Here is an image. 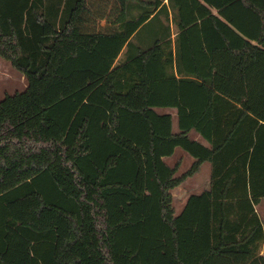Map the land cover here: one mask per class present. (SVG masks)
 Masks as SVG:
<instances>
[{
  "label": "trees",
  "instance_id": "obj_1",
  "mask_svg": "<svg viewBox=\"0 0 264 264\" xmlns=\"http://www.w3.org/2000/svg\"><path fill=\"white\" fill-rule=\"evenodd\" d=\"M115 1L0 0V264H264V0Z\"/></svg>",
  "mask_w": 264,
  "mask_h": 264
},
{
  "label": "rangeland",
  "instance_id": "obj_2",
  "mask_svg": "<svg viewBox=\"0 0 264 264\" xmlns=\"http://www.w3.org/2000/svg\"><path fill=\"white\" fill-rule=\"evenodd\" d=\"M26 87H27V81L25 79V76L19 71H17L9 61L4 59L0 55V100H2L5 97V95L21 92L25 90ZM175 158L176 159L181 158V160H184L182 172L186 171L191 166L190 164L192 162V159L186 152L183 153L181 151H178L176 156L173 158V160H175ZM173 160H169V162ZM210 172H211V167L209 164H206L203 167L200 175L195 176V178L191 179L184 185L185 187L182 186L174 192L175 196L177 197L176 206L178 212H180L183 209L186 203V192L183 189L186 188V186H189L193 190V192L200 193L208 184ZM31 176L32 174L19 176L15 171V165H12L11 172L6 177V182L4 183V185L10 184L12 187L17 183H20L22 181L31 178ZM262 254L264 255V247Z\"/></svg>",
  "mask_w": 264,
  "mask_h": 264
},
{
  "label": "crops",
  "instance_id": "obj_3",
  "mask_svg": "<svg viewBox=\"0 0 264 264\" xmlns=\"http://www.w3.org/2000/svg\"><path fill=\"white\" fill-rule=\"evenodd\" d=\"M165 2H167V1H165ZM117 4L118 3L115 0H88V5L92 11V13L89 14L88 18L86 19V21L88 22V24H86V25L90 28L89 30L93 31L94 29H96V32H106V33L110 32V31L114 32V30H117V29L120 30L121 25H120V23H118L119 7L117 6ZM93 12H94V14H93ZM213 12L215 14H217V9H213ZM121 57H122V54L120 55V57L116 61L117 63L119 62ZM161 112L162 113H171L173 115V117H174V130L177 131L176 112L172 111V110H163V111L161 110ZM178 151L183 152L181 149H177L176 153L174 154V157L176 156ZM183 153H185V152H183ZM174 157L166 158L165 160H167V162L171 165L175 161L181 160V158H179V159L175 158V160H173ZM191 159L193 160L192 157H191ZM169 160H173V161L169 162ZM200 174H201V172L199 174H197L196 176H198ZM190 180H188V181H190ZM187 182H185L182 186H184ZM209 185H210V176H209L207 186L200 193L193 192V190L189 186H186V188L183 189L186 192V203H187V200L190 198L191 195L202 194L204 191H206L208 189ZM174 192H173V195L175 197V206H176L177 197L175 196ZM186 203H185V205H186ZM185 205H184V207H185ZM184 207H183V209H184ZM183 209L180 212H178L177 206H176V210H177L178 214H180L183 211ZM257 211H258L261 219L264 222V199L262 200L260 205L257 207Z\"/></svg>",
  "mask_w": 264,
  "mask_h": 264
}]
</instances>
